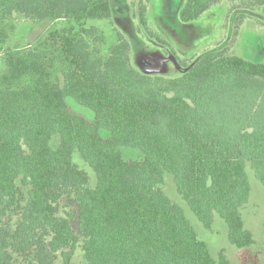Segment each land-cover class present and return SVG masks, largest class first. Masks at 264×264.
<instances>
[{"label":"trees","instance_id":"16d2710c","mask_svg":"<svg viewBox=\"0 0 264 264\" xmlns=\"http://www.w3.org/2000/svg\"><path fill=\"white\" fill-rule=\"evenodd\" d=\"M152 1H133L132 18L139 34L174 57L175 78L136 69L130 40L118 30L100 55L95 44L105 38L86 23L111 20V0H0V264H11V242L36 246L45 255L38 264H52L58 252L69 264L80 242L86 264H227L223 253L212 260L161 191L165 173L204 228L216 215L230 245L254 244L240 211L249 199L247 163L264 190V63L220 47L187 65L150 26ZM221 3L230 13L264 9V0H185L179 21L194 23ZM16 16L65 27L4 51V26ZM121 148L141 158L124 160ZM75 151L95 176L92 189L72 162ZM70 198L79 236L71 214L57 216ZM12 217L10 235L3 223Z\"/></svg>","mask_w":264,"mask_h":264},{"label":"rangeland","instance_id":"374dc122","mask_svg":"<svg viewBox=\"0 0 264 264\" xmlns=\"http://www.w3.org/2000/svg\"><path fill=\"white\" fill-rule=\"evenodd\" d=\"M135 0H111L113 16L109 21H89L86 27L98 28L105 38V44L98 46L97 51L106 56V51L115 42L114 31L118 30L128 37L132 48V65L143 74L175 78L180 75L174 57L161 47L150 42L146 36L137 32V23L132 18L131 3ZM185 0H153L148 8L150 26L166 38L173 46L176 55L191 65L202 53L215 48L226 47L227 52L239 55L255 63H264V9L257 11L228 12L225 3L215 5L205 13L201 19L191 24H182L178 15ZM65 27L63 22L31 21L20 16L13 17L4 26L8 39L4 46L6 49L31 47L40 41L49 31ZM3 69L2 56L0 55V71ZM66 103L75 112L93 119L91 111L80 107L73 100L66 99ZM107 137L106 132H101ZM124 160H138L140 152L131 148H121ZM73 164L87 176V188L95 186V176L84 163L78 152L72 154ZM250 192L247 204L241 209L244 228L253 237V247L239 250L229 244L227 227L218 216L213 217L210 229H206L196 219L194 214L177 195L173 178L164 174L161 191L173 203L183 210V213L193 229L197 239L206 244L212 260L216 261L219 253H223L228 264H264V190L254 176L249 164L245 168ZM20 192H24L20 188ZM73 216L71 220L75 234H78V208L73 199H62L59 203L58 218ZM16 218H6L3 225L13 235ZM9 243L11 239L9 238ZM39 240V235L35 241ZM43 242V244H46ZM81 244V242H80ZM76 248L69 264H86L80 250ZM11 264H38L36 257H44L36 246L30 249H21L11 242ZM47 255L48 251L45 249ZM45 254V253H44ZM51 255V254H49ZM52 264H63L61 254L53 255Z\"/></svg>","mask_w":264,"mask_h":264},{"label":"crops","instance_id":"0c3cea01","mask_svg":"<svg viewBox=\"0 0 264 264\" xmlns=\"http://www.w3.org/2000/svg\"><path fill=\"white\" fill-rule=\"evenodd\" d=\"M241 212V211H240ZM241 220H242V216H241ZM242 223H243V228H244V222H243V220H242ZM244 230H246L245 228H244ZM247 231V230H246ZM249 232V231H248ZM250 233V232H249ZM252 236V235H251ZM253 238V237H252ZM205 244V243H204ZM206 245V244H205ZM255 245H253V247H254ZM234 247V246H233ZM248 248H250V247H248ZM248 248H246V249H248ZM243 249H245V248H242V249H239V250H243ZM227 261V260H226ZM227 264H228V262H227Z\"/></svg>","mask_w":264,"mask_h":264}]
</instances>
